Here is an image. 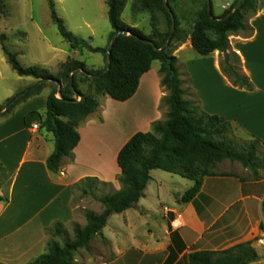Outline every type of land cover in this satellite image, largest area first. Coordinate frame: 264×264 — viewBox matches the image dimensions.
<instances>
[{"label":"crops","instance_id":"0c3cea01","mask_svg":"<svg viewBox=\"0 0 264 264\" xmlns=\"http://www.w3.org/2000/svg\"><path fill=\"white\" fill-rule=\"evenodd\" d=\"M213 1L218 3L215 17H219L236 0ZM246 28L229 36L231 58L227 55L224 61L237 60L250 90L234 86L223 75L220 60L226 54H198L197 64L189 69L183 56L194 50L187 39L171 56L185 67L191 95L202 112L223 118L264 148V7L246 19ZM155 62L129 100L99 98L97 111L77 128V147L56 174L46 167L53 151V135L41 128L46 110L30 127L23 120L16 125L11 120L0 122L1 264H27L43 254L48 228L56 222L65 229L75 224L72 192L77 184L86 178L113 182L120 175L116 158L122 146L135 133L150 132L154 122L163 121L161 102L167 91L161 85L160 63L153 69ZM34 124L39 126L36 132L31 130ZM155 171H150L143 197L108 218L100 236L107 253L93 249L94 258L88 255L85 262L75 258V263L187 264L192 252L222 251L258 236L264 224V176H250L244 168L239 173L214 169L217 175L204 178L199 193L184 203L181 198L193 182L170 173L167 181L154 177ZM114 215L120 222L109 228ZM176 215L181 216L182 227L172 230Z\"/></svg>","mask_w":264,"mask_h":264},{"label":"trees","instance_id":"16d2710c","mask_svg":"<svg viewBox=\"0 0 264 264\" xmlns=\"http://www.w3.org/2000/svg\"><path fill=\"white\" fill-rule=\"evenodd\" d=\"M177 1H132L131 11L135 17L143 14L149 16L151 34L145 36L137 28L120 24L126 0H106L112 32L109 44L100 49L93 48L86 41L66 32L56 16L52 0H48L51 20L57 26L59 35L73 50L85 48L90 53L103 54L105 67L101 71L90 72L79 61L62 64L60 72L54 76L37 67L22 68L15 55L6 47L5 37L0 34L1 50L12 70L19 77H31L38 82L36 87L28 89L13 104L37 95L47 84L54 85V89L46 97V111L41 120V128L53 135V151L46 161L47 169L53 174L58 173L61 162L70 158L77 147L80 140L77 128L83 120L97 111V98L107 96L116 102L129 100L137 91L140 78L150 70L155 61L160 63L159 72L163 74L161 85L167 91V96L161 102V106L165 105L167 109L165 120L154 122L151 132L135 133L119 150L116 164L120 171V188L100 199L102 212L97 215L85 213V226L81 228L74 225L73 238L63 243L58 238L65 236L67 232L61 223H54L46 230L49 239L45 252L27 264H77L74 262L75 253L87 248L96 236H101L108 218L132 208L143 197L152 170H161L193 182V186L181 198L184 203L191 201L199 193L204 178L217 175L213 169L221 162H239L244 168H249L254 177L258 176L256 150L260 141L254 139L237 147L230 136L229 122L218 116L207 115L198 106L192 107L184 99L185 92L174 68L175 58L167 54L173 41L182 43L188 39L192 49L200 56H209L214 52L228 55L229 36L247 30L246 14L248 11L253 14L257 12V0H236L219 17L213 15L212 8L211 15L208 14L207 0H197L200 6L188 33L180 29L173 7ZM166 7L174 16L175 29L168 45L160 50L169 38L172 25ZM159 15L165 16L170 25L169 31L164 34L158 30ZM121 31L126 35H119L111 46L109 69L106 71L107 49L113 37ZM221 68L234 86L251 89L247 78L236 73L230 62L224 61V67ZM84 72L93 75L104 73L91 80ZM76 74L81 77L80 81L88 82L91 93L81 91ZM49 80L57 81L58 89ZM78 96L84 99L78 101ZM13 104L6 110H0L3 111L0 114L9 113ZM261 163L264 164V155ZM86 181L93 179L83 180ZM256 259L257 254L250 243L246 242L222 251L192 252L187 256V264H249Z\"/></svg>","mask_w":264,"mask_h":264},{"label":"rangeland","instance_id":"374dc122","mask_svg":"<svg viewBox=\"0 0 264 264\" xmlns=\"http://www.w3.org/2000/svg\"><path fill=\"white\" fill-rule=\"evenodd\" d=\"M133 0H126L125 8L121 13L120 24L122 26L134 27L141 31L145 36L151 34L149 16L147 14L134 16L131 11ZM223 1V0H222ZM230 1L231 0H224ZM258 9L264 7V0H257ZM56 16L61 20L66 32L72 36L86 41L93 48H106L110 42L112 32L111 25L107 17L106 0H52ZM200 2L197 0H178L173 4L180 29L184 33H188L192 27L195 12L198 10ZM212 13L214 16L219 13L217 2L212 0ZM253 15L252 11H248L246 17ZM170 29L167 19L163 15H159L158 30L166 33ZM0 34L5 37L4 43L8 50L15 55L17 62L22 68L37 67L46 70L51 75H57L61 70V65L71 61H79L84 63L86 69L90 72L101 71L105 67V57L101 53H90L85 48L71 49L69 44L59 35L57 26L51 20V11L48 0H0ZM180 38V37H179ZM181 39V38H180ZM187 41V40H185ZM184 41V42H185ZM181 42L175 40L168 49L167 54L171 55ZM184 64L192 69L197 63L195 60L198 54L194 51L185 53ZM207 64L211 61L206 59ZM194 61V62H191ZM158 63L153 64V69L157 68ZM221 67H224V57L221 56ZM231 67L236 73H239V64L237 60L231 61ZM174 68L176 69L178 79L181 81V88L185 92L184 99L197 107V103L191 95L188 80L185 76V67L181 65L180 60L175 58ZM160 73V72H159ZM71 75V74H70ZM223 75H225L223 73ZM161 79L163 74L160 73ZM78 84L82 92L91 93L88 82H82L81 78L76 74ZM38 85L37 80L31 77H19L10 65L1 50L0 46V110H6L13 101L20 95L26 93L28 89ZM55 88L56 85H55ZM54 89V85L47 84L40 90L37 95L30 96L17 104H13L11 111L0 116V122L11 120L14 125L23 120L27 127H30L31 121H39V116L45 111V99L50 91ZM22 98V97H21ZM100 98V97H99ZM99 98L98 105H99ZM13 99L10 103L9 100ZM79 100V98H77ZM166 115L165 105L161 106ZM3 113V111H1ZM151 132V131H150ZM230 136L234 144H248L252 140L241 130L231 125ZM239 149V148H238ZM264 155V148L257 146L256 156L258 159L257 173L264 176V164L261 159ZM222 165H216V171H231L239 173L244 168L239 162H221ZM213 169V172H214ZM248 175L253 176L249 168ZM93 170V168L91 169ZM215 173V172H214ZM154 177H160L169 181L171 175L161 170L153 173ZM118 175L113 182L102 183L98 180L80 182L72 192V205L76 207L74 212L75 224L66 227L67 234L58 238L60 243L73 238L72 229L74 225L79 227L85 226V213L100 214L103 207L100 199L104 196L111 195L116 192L120 185L118 183ZM120 222V217L114 215L108 222L109 228L114 227ZM171 231V230H170ZM246 243V242H245ZM251 248L257 254V259L249 264H264V224L259 227V234L252 241H249ZM89 244L91 247H89ZM87 248H91L87 253L83 249L75 253L78 260L85 262L87 256L94 258L95 251L106 254L105 240L100 236H96ZM86 257V258H85Z\"/></svg>","mask_w":264,"mask_h":264},{"label":"water","instance_id":"95a60500","mask_svg":"<svg viewBox=\"0 0 264 264\" xmlns=\"http://www.w3.org/2000/svg\"><path fill=\"white\" fill-rule=\"evenodd\" d=\"M241 1H242V0H240V2H241ZM240 2H239V3H240ZM207 7H208V14L211 15V1H210V0H207ZM166 8H167V7H166ZM167 10H168V12H169V14H170V16H171L172 25H171V30H170L169 38H168L166 44H165L160 50H163V49L168 45V43H169V41H170V39H171V36H172V34H173V32H174V29H175L174 16H173V14L169 11L168 8H167ZM119 35H126V33L121 31V32H119L118 34H116V35L113 37V39H112V41H111V43H110V45H109V47H108V49H107L106 71L109 69L110 49H111V46L113 45L115 39H116ZM224 59H225V61L227 62L228 56L225 55V56H224ZM81 72H83V71H81ZM103 73H104V72H102L101 74H98V75H93V74H89V73L84 72V74L87 75V76H89V78H90L91 80H94V79H96V78L101 77V75H103ZM49 82L54 83V84L56 85L57 89H58V87H59V83H58L57 81H55V80H49ZM26 93H27V92H26ZM26 93H24V94L20 95L19 97H17V98L13 101V103H14L16 100H18V99H20L21 97H23ZM78 98H79L78 101H82V100L84 99V98L81 97V96H78ZM13 103H12V104H13ZM0 113H1V112H0Z\"/></svg>","mask_w":264,"mask_h":264},{"label":"built area","instance_id":"2783aa9c","mask_svg":"<svg viewBox=\"0 0 264 264\" xmlns=\"http://www.w3.org/2000/svg\"><path fill=\"white\" fill-rule=\"evenodd\" d=\"M31 130L34 131V132H36V131L39 130V126L37 124H34V125L31 126ZM165 211H167V209H165ZM180 227H182V218H181L180 215H176L174 217V219L171 221L170 228L172 230H177Z\"/></svg>","mask_w":264,"mask_h":264}]
</instances>
